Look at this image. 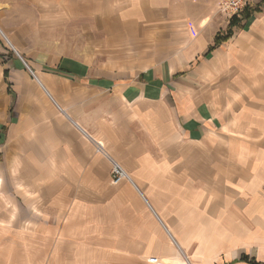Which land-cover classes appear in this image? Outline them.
Wrapping results in <instances>:
<instances>
[{
    "label": "crops",
    "instance_id": "crops-1",
    "mask_svg": "<svg viewBox=\"0 0 264 264\" xmlns=\"http://www.w3.org/2000/svg\"><path fill=\"white\" fill-rule=\"evenodd\" d=\"M25 2L47 13V36L62 42L73 29L90 48L26 59L30 67L0 28L18 57L10 52L13 67L0 70V172L9 171L11 196L24 187L27 210H41L26 221L66 237L88 197L116 196L143 209L137 218L165 245L155 253L165 263L179 250L183 264H264V0H246L257 11L206 56L229 23L220 0ZM26 69L43 92L16 94L25 76L33 81ZM135 131L163 142L153 161L143 147L130 152ZM94 141L133 186L113 183ZM35 188L42 201L29 195Z\"/></svg>",
    "mask_w": 264,
    "mask_h": 264
},
{
    "label": "rangeland",
    "instance_id": "rangeland-1",
    "mask_svg": "<svg viewBox=\"0 0 264 264\" xmlns=\"http://www.w3.org/2000/svg\"><path fill=\"white\" fill-rule=\"evenodd\" d=\"M250 9L257 10L258 8ZM45 15L47 13L44 14L42 11L30 10L25 0H0V28L15 46L26 65H30L26 59L41 62L43 58L57 57L65 53L81 57L89 53V45L73 40V29H70L72 31L70 35L67 32L69 36L62 42L61 36H47L51 28H45L47 31H43L42 20L48 18ZM240 17L241 15L238 16ZM244 22L241 20L238 26L243 25ZM51 37L59 40H52ZM10 52L18 58L0 33V70L1 65L13 67V64L7 60L11 56ZM3 61L7 62L3 63ZM26 71L33 81L25 76V84L17 85L16 94L24 97L26 89L39 94L42 91L41 88L31 73L27 69ZM234 78L236 83L237 76L226 75L224 83L234 84ZM2 83L1 81L0 108L2 105L3 109L5 93ZM162 144L161 139H157L152 132L135 131L130 136L128 146L130 152L143 147L147 157L153 161L155 157H158L155 154V147ZM124 157L130 159L131 163L133 162L132 153L125 154ZM2 158L0 155V161L3 163ZM123 181L133 186V182ZM1 190L6 194H3L2 209L0 206V214L3 216L0 218L2 219L0 224L3 226L0 228V264H149L150 261L152 264H175L165 263L161 260L160 254H155L159 249L165 248V245L152 239L143 221L137 218L138 211L143 210L138 208L140 207L138 205L133 208L116 196H98L96 200L88 197L89 202L83 204L81 211L83 220L77 222L74 227L75 234L71 233L62 237L59 225L55 228H43L26 221L27 217L41 215V210L37 208L33 211L27 210L24 187L12 188L14 194L11 196L9 171L7 170L0 172V192ZM35 190L37 191L34 194L29 195L37 201H42L39 196L42 195V191L38 188ZM10 196L11 200L13 197L16 200L9 205ZM5 216L12 217L13 227L6 225ZM36 219L34 222L37 221ZM153 255L159 256V260ZM173 255L178 257L174 260L177 261L176 264H183L184 259L179 250L178 252L174 250ZM149 257H152L150 261H148Z\"/></svg>",
    "mask_w": 264,
    "mask_h": 264
},
{
    "label": "built area",
    "instance_id": "built-area-1",
    "mask_svg": "<svg viewBox=\"0 0 264 264\" xmlns=\"http://www.w3.org/2000/svg\"><path fill=\"white\" fill-rule=\"evenodd\" d=\"M246 5V0H220V10L225 13L227 18H232L240 14ZM26 65V63L23 61ZM95 150L98 153L106 156L110 161V172L112 176V181L114 184H118L123 180H128V175L122 165L111 158L101 142L94 141Z\"/></svg>",
    "mask_w": 264,
    "mask_h": 264
},
{
    "label": "trees",
    "instance_id": "trees-1",
    "mask_svg": "<svg viewBox=\"0 0 264 264\" xmlns=\"http://www.w3.org/2000/svg\"><path fill=\"white\" fill-rule=\"evenodd\" d=\"M257 11L256 9L251 10L250 8H245L243 12L241 13V17L238 18L236 16H233L228 23V27L225 31L217 33V35L214 38L213 43L208 47L205 56L208 55L213 49H215L218 45H220L222 42L226 41L231 35H232V28L236 25H239L240 21H245L243 25H245L252 16V13Z\"/></svg>",
    "mask_w": 264,
    "mask_h": 264
},
{
    "label": "bare ground",
    "instance_id": "bare-ground-1",
    "mask_svg": "<svg viewBox=\"0 0 264 264\" xmlns=\"http://www.w3.org/2000/svg\"><path fill=\"white\" fill-rule=\"evenodd\" d=\"M5 39V38H4ZM8 43H10L9 41H8ZM11 44V43H10ZM96 142H100V141H96ZM102 143V142H101ZM127 173V172H126ZM128 175V174H127ZM128 181H130V182H132L131 181V179H130V177H129V175H128Z\"/></svg>",
    "mask_w": 264,
    "mask_h": 264
},
{
    "label": "water",
    "instance_id": "water-1",
    "mask_svg": "<svg viewBox=\"0 0 264 264\" xmlns=\"http://www.w3.org/2000/svg\"><path fill=\"white\" fill-rule=\"evenodd\" d=\"M15 51V50H14ZM16 53V52H15Z\"/></svg>",
    "mask_w": 264,
    "mask_h": 264
}]
</instances>
